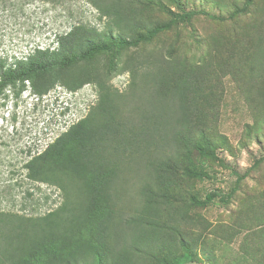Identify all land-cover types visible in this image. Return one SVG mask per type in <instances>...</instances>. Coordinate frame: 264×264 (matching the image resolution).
Listing matches in <instances>:
<instances>
[{"label": "rangeland", "instance_id": "rangeland-1", "mask_svg": "<svg viewBox=\"0 0 264 264\" xmlns=\"http://www.w3.org/2000/svg\"><path fill=\"white\" fill-rule=\"evenodd\" d=\"M94 2L124 12L138 6L130 5L133 0H0V59L9 65L37 48H57V36L79 25L118 36L120 30ZM141 2L146 7L138 21L147 28L169 22L172 14L208 16L178 23L151 45L125 52L110 82L119 105L111 122H100L94 84L71 90L57 83L43 95L30 83L8 89L0 97V211L43 216L63 204L59 186L33 182L25 165L72 125L92 117L108 126L91 149L95 164L113 179L109 264L119 258L159 264L183 240L194 257L185 264H264V0L243 12L247 0ZM148 60L157 67L145 66ZM179 61L205 74L196 103L204 133L197 140L217 158L194 151L197 165L210 175L202 181L181 170L164 172V162L176 157L169 129L176 115L171 92L160 88L161 74L153 77L167 65L179 70ZM105 65L104 59L98 63L102 72ZM236 187L226 205H192V197L228 195Z\"/></svg>", "mask_w": 264, "mask_h": 264}, {"label": "trees", "instance_id": "trees-1", "mask_svg": "<svg viewBox=\"0 0 264 264\" xmlns=\"http://www.w3.org/2000/svg\"><path fill=\"white\" fill-rule=\"evenodd\" d=\"M255 1L247 0L241 12L248 10ZM135 2L138 6L134 9L129 6L126 12L125 8L103 9L101 3L94 2L120 30L118 36L79 25L69 33L57 36V48H37L28 57L16 58L9 65L8 59H0V97L8 89L26 86V83L33 85L35 92L41 95L57 83L71 90L94 84L100 93V122L104 124L102 117L106 120L110 118L111 122L119 105L110 82L125 52L151 45L178 23L190 22L202 14L208 16L197 11L172 14L169 22L147 28L138 21L146 5L141 0H133L130 5ZM103 59L107 63L104 72L98 66ZM151 61L148 60L145 66L157 67ZM178 64L179 70L167 65V71H162L160 67L153 77V80H159L161 74L164 87L160 88L171 92L176 115L174 124L169 123L176 157L164 162V172L174 174L176 170H181L187 178L202 181L210 175L204 166L197 165L194 151L204 158H217L208 144L197 140L199 134L204 133L200 125L204 117L196 103L200 76L205 74L199 67L194 70L181 61ZM139 69H132L133 79L138 78ZM158 83L154 82L156 86ZM96 123L92 117L78 121L25 165L27 176L33 182L59 186L64 202L43 216L0 211V264H81L82 260L85 264H109L106 243L110 240V221L114 213L110 208L112 196L109 192L113 179L111 173L104 172L94 161L95 152L91 147L102 141L108 130V126ZM82 178L84 182L80 181ZM236 190L237 187L228 195L209 193L204 200L192 197V205L197 208H206L217 202L226 205ZM191 249L189 242L180 241L177 250L162 257L159 264L192 262ZM89 257L91 262L87 259ZM120 259L115 264H136L133 260L125 263Z\"/></svg>", "mask_w": 264, "mask_h": 264}]
</instances>
